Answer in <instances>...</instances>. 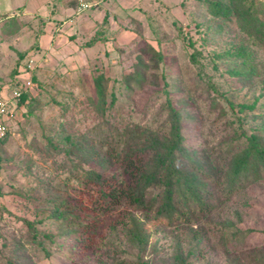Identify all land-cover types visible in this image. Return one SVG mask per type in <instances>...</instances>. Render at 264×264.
<instances>
[{"label":"trees","instance_id":"1","mask_svg":"<svg viewBox=\"0 0 264 264\" xmlns=\"http://www.w3.org/2000/svg\"><path fill=\"white\" fill-rule=\"evenodd\" d=\"M156 1L154 11H170L167 4ZM205 9L224 22L235 21L251 37L240 46L233 44L225 55L237 65L232 74L243 81L252 79L258 62L250 45L264 44V4L260 0H205ZM140 21L148 25L147 20ZM119 33L120 29L106 26L83 45L98 48L90 58L93 93L88 95L98 123L82 133L62 124L47 136V144L66 160L60 164L62 173L40 180L32 193L40 207L49 210L47 219L52 220V230H41L38 223L24 219L27 228L17 239L2 235L0 252L8 264H54V258L58 260L55 264H153L149 259L160 252L156 244H151L153 227L175 232L179 238L170 255L171 264H193L199 253V238L204 234L194 224L202 227L203 220L208 221L217 212V201H229L249 182L264 177V98L260 104L258 100L246 102L230 96L211 99L210 107L218 111L217 120L223 122L222 132L228 140L212 147L207 137L202 141L187 137L184 116L171 102L163 106L168 134L135 115L116 116L113 110L122 105L124 91L164 81L157 71L162 52L152 46L150 55L140 53V59L122 79L111 78L102 65L107 61L113 64L122 48L117 40ZM21 71L16 70L9 88L19 85ZM31 78L38 88L36 68ZM111 82V87L119 91L110 90ZM36 98L33 91H23L16 110ZM68 102L62 105L65 111ZM146 104L145 117L155 107ZM10 129L0 139V146L10 138ZM216 226L225 248L243 250L249 243L240 228L223 221L212 228ZM184 227L193 229L198 240L187 252L179 234L187 232ZM126 242L137 250L135 255L122 245ZM148 251L154 253L153 257Z\"/></svg>","mask_w":264,"mask_h":264},{"label":"rangeland","instance_id":"2","mask_svg":"<svg viewBox=\"0 0 264 264\" xmlns=\"http://www.w3.org/2000/svg\"><path fill=\"white\" fill-rule=\"evenodd\" d=\"M149 1L143 0L138 4L137 13L124 14L117 20L122 29L118 41L122 48L111 61L113 64L107 61L102 66L106 67L111 78L122 79L140 59V53L150 55L149 46H152L162 52L157 71L164 81L122 90L123 103L115 107L114 113L116 116L126 114L143 118L145 123L168 134L167 111H163V106L171 102L184 116L187 137L198 141L207 137L209 147L224 139L228 141L223 134V122L217 120L218 111L210 107L211 99L222 100L230 96L235 100L262 102L264 44L251 43L258 70L252 79L243 81L231 73L237 65L225 55L233 44L240 46L251 38L235 21L224 22L211 15L205 9V0H178L167 4L170 11L165 13L154 11L158 5L155 2L151 5ZM182 2H186L185 7ZM262 3L264 0H260ZM139 7L149 14L146 16L147 12H141ZM139 19L147 20L148 25L141 24ZM42 31L40 22L32 19L24 21L14 17L0 21V93L9 88L15 80L16 70H22L30 57L36 61L39 83V87L34 86L33 89L37 98L16 110L7 120L11 136L0 146V247L2 235L15 240L26 230L24 219L38 223L41 230H52L49 225L52 220L47 219L49 210L40 207L39 200L33 198L32 193V188L40 180L62 173L60 164L66 160L64 155H58L47 144V136L54 134L62 124L73 132L82 133L98 123V117L94 118L88 102V95L93 93L90 60L93 53L82 50L78 53L68 43L60 44L54 50H43L40 41ZM44 46L47 48L49 45ZM73 51H76L75 59L72 58ZM111 86L112 82L111 91H119ZM68 100L69 108L65 111L62 105ZM143 104L155 106L149 109L147 117L143 115ZM217 204V212L208 221L203 220L202 227L194 224V228L204 234L199 238V253L193 264H264V177L249 182L229 201H217ZM220 221L230 223L246 234L244 239L249 243L243 250L234 251L222 245L218 226L212 228ZM184 228L187 232L180 231L179 234L187 252L198 240L193 236V229ZM151 230V244H156L160 252L149 260L153 264H171L170 255L175 240L179 238L167 229L153 227ZM122 245L131 255L137 253L127 242ZM153 254L148 251L150 257ZM57 262L54 258L53 263ZM0 264H8L1 252ZM43 264L52 263L44 261Z\"/></svg>","mask_w":264,"mask_h":264},{"label":"crops","instance_id":"3","mask_svg":"<svg viewBox=\"0 0 264 264\" xmlns=\"http://www.w3.org/2000/svg\"><path fill=\"white\" fill-rule=\"evenodd\" d=\"M91 1L94 3L92 8L77 13L75 0H0V21L15 17L24 21L32 19L40 22L43 30L40 39L43 50H54L63 43H68L78 53L82 50L84 53L94 54L98 48H84L85 42L106 26L110 29H121L120 21L117 20L122 19L124 14L137 13L138 4L143 0ZM177 1L158 0L165 4ZM149 2L151 5L157 3L156 0ZM121 31L122 29L117 37L118 41ZM44 45L49 46L46 48ZM76 51L72 52L74 59Z\"/></svg>","mask_w":264,"mask_h":264},{"label":"built area","instance_id":"4","mask_svg":"<svg viewBox=\"0 0 264 264\" xmlns=\"http://www.w3.org/2000/svg\"><path fill=\"white\" fill-rule=\"evenodd\" d=\"M77 2V13L84 12L94 6L91 0H75ZM36 61L30 57L23 67L20 75L17 77L19 85L8 88L0 94V139H2L9 130L7 120L15 113L18 100L23 91L34 89L32 81V72L36 68Z\"/></svg>","mask_w":264,"mask_h":264},{"label":"water","instance_id":"5","mask_svg":"<svg viewBox=\"0 0 264 264\" xmlns=\"http://www.w3.org/2000/svg\"><path fill=\"white\" fill-rule=\"evenodd\" d=\"M5 17H7V15Z\"/></svg>","mask_w":264,"mask_h":264}]
</instances>
